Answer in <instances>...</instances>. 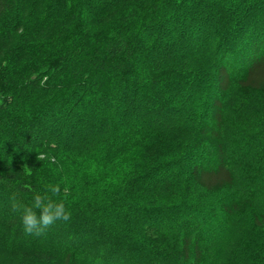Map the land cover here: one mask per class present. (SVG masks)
<instances>
[{"label": "trees", "instance_id": "16d2710c", "mask_svg": "<svg viewBox=\"0 0 264 264\" xmlns=\"http://www.w3.org/2000/svg\"><path fill=\"white\" fill-rule=\"evenodd\" d=\"M258 98L264 0H0V264H264Z\"/></svg>", "mask_w": 264, "mask_h": 264}, {"label": "clouds", "instance_id": "9594fccd", "mask_svg": "<svg viewBox=\"0 0 264 264\" xmlns=\"http://www.w3.org/2000/svg\"><path fill=\"white\" fill-rule=\"evenodd\" d=\"M59 191V187L50 186L44 194H36L34 196L32 206L20 207L19 210L22 212V224L26 233L42 230L56 220L62 219L67 221L69 219L65 203H56L49 196V193L55 195L59 193ZM34 209L40 211L39 216H37Z\"/></svg>", "mask_w": 264, "mask_h": 264}, {"label": "rangeland", "instance_id": "374dc122", "mask_svg": "<svg viewBox=\"0 0 264 264\" xmlns=\"http://www.w3.org/2000/svg\"><path fill=\"white\" fill-rule=\"evenodd\" d=\"M263 99L262 98H258V102L256 103V105L257 106H261V105H263L262 103H263ZM233 106V105H232ZM239 242H238V240L237 241H235V245H237Z\"/></svg>", "mask_w": 264, "mask_h": 264}]
</instances>
